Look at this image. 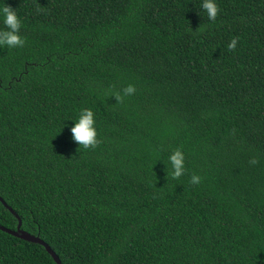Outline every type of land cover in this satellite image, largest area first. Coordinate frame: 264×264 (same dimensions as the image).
Here are the masks:
<instances>
[{
    "label": "trees",
    "instance_id": "trees-1",
    "mask_svg": "<svg viewBox=\"0 0 264 264\" xmlns=\"http://www.w3.org/2000/svg\"><path fill=\"white\" fill-rule=\"evenodd\" d=\"M215 3L0 0L26 41L0 46V198L60 264H264V0ZM0 264L54 262L0 231Z\"/></svg>",
    "mask_w": 264,
    "mask_h": 264
},
{
    "label": "clouds",
    "instance_id": "clouds-1",
    "mask_svg": "<svg viewBox=\"0 0 264 264\" xmlns=\"http://www.w3.org/2000/svg\"><path fill=\"white\" fill-rule=\"evenodd\" d=\"M202 8L206 12L210 21H215L219 8L215 0H202ZM0 16H3V23L5 30H0V46H6L9 49L22 48L26 41L20 35L21 21L19 20L16 11L10 6L5 5L0 8ZM200 31V28L196 31ZM238 43V38H233L228 44L229 51H235ZM137 88L134 84H128L123 87L119 92L113 93V97L118 103H123L125 97L134 96ZM72 139L83 149H95L100 141L97 139V130L95 128L94 113L91 109H82L79 113L78 120L70 129ZM184 154L180 148H176L168 157V164L171 166V171H167V176L172 180H178L185 172ZM258 160L252 158L249 160L250 165H255ZM190 182L193 185H198L201 182V177L193 174Z\"/></svg>",
    "mask_w": 264,
    "mask_h": 264
},
{
    "label": "water",
    "instance_id": "water-1",
    "mask_svg": "<svg viewBox=\"0 0 264 264\" xmlns=\"http://www.w3.org/2000/svg\"><path fill=\"white\" fill-rule=\"evenodd\" d=\"M0 204L16 219L17 223L15 226L14 230H10V229H6L2 226H0V231L11 236L14 237L16 239L28 242V243H32V244H36L41 246L45 252L50 256V258L52 259V261L54 262V264H60V261L58 260V258L56 257V255L50 250V248L43 242L41 241L37 236H33L31 234H28L24 231H22L20 229V220L17 217V215L8 207L6 206V204L1 200L0 198Z\"/></svg>",
    "mask_w": 264,
    "mask_h": 264
}]
</instances>
